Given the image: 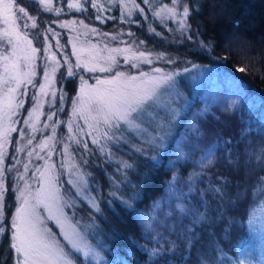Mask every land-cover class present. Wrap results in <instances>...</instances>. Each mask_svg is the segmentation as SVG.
<instances>
[{
	"label": "trees",
	"instance_id": "obj_1",
	"mask_svg": "<svg viewBox=\"0 0 264 264\" xmlns=\"http://www.w3.org/2000/svg\"><path fill=\"white\" fill-rule=\"evenodd\" d=\"M67 1L51 0L52 7H65ZM108 1L95 0L98 11L92 0H80L83 9L60 8L59 14L44 11L38 0L34 8L33 0L15 3L30 6L26 10L36 17L38 27H29L27 33L36 41L50 21L79 16L104 33L124 36L139 49L161 51L162 61H155L162 66L211 65L226 94L212 103L210 93L198 90L173 121L161 152L140 141L131 146L126 142L131 137L126 140V136L110 141L105 155L94 144L89 157L75 149L87 181L85 190L97 201V208L61 175L62 194L75 202L74 211L70 209L73 220L90 242L119 264H197L201 255L208 264H242L240 250L249 242L256 246L253 222L264 213V0H181L178 12L184 3L190 7L185 29L180 27V17L161 22L143 0L135 3L144 12L132 8L125 19L120 16L119 1ZM159 1L172 6L171 0ZM64 37L62 34L61 39ZM141 66L124 64L122 68L133 72ZM76 76L59 80L62 115L76 94ZM231 81L242 87L234 105L227 100ZM29 102L28 98L26 104ZM204 104L207 109L202 110ZM168 119L173 120L171 115ZM11 176L8 172L0 224L9 221L16 209ZM221 185H225L223 198L212 191ZM130 197L134 198L129 201L134 210H122L120 201ZM206 208L208 219L193 229L199 243L192 248L185 239L193 220L191 213L196 209L203 213ZM49 226L72 257L78 258L56 226L51 222ZM9 243L10 233L0 234V264L15 261ZM173 244L171 252L154 254V249Z\"/></svg>",
	"mask_w": 264,
	"mask_h": 264
},
{
	"label": "snow or ice",
	"instance_id": "obj_2",
	"mask_svg": "<svg viewBox=\"0 0 264 264\" xmlns=\"http://www.w3.org/2000/svg\"><path fill=\"white\" fill-rule=\"evenodd\" d=\"M143 2L149 5L151 9V0H143ZM180 2L181 0H171V7L165 4L159 11L153 9V15L160 19L161 22L169 19L176 20L179 16L180 27L181 29H185L188 27L186 21L189 17L190 7L188 3H184L182 12H178L177 5ZM36 3L37 0H33L31 7L34 8ZM38 3L44 11H55L57 14L61 11L59 8L53 9L51 0H38ZM131 3L133 8L139 9L140 13L144 12V9L140 8L135 3V0H131ZM92 6L100 11L95 0H92ZM28 7L30 6L27 4L25 6L16 4L15 0H0V20L5 25L3 29H0V220H3L4 217L3 196L5 184L3 177L5 172L15 171L17 181L24 182V186L17 190V199L20 203L16 207L11 219L6 223L0 224V234L10 233L9 247L15 252V264H81L78 259L74 262L73 259L69 258L70 254L65 252L59 241L51 239L50 230L43 227L44 220L37 211V209L43 206L48 212V219H55L63 227L61 218L54 213V207L59 200L58 184L56 176L52 173L55 165L49 164L53 152L56 151L55 144L60 142L56 139L55 128L56 124L61 123V121H53V116L56 115L55 112L49 114L47 121L44 122V128H48V122L52 121V135L44 137L39 144L27 152L29 158L35 156L38 160H43L45 165L43 169L41 166H36L35 171L31 175L32 180L37 184L34 192L30 189L29 182L26 179L29 172L28 163L23 164L24 171L20 172L16 165L21 161L17 156L13 155L12 159L16 161V164L4 166L5 157L8 155L7 145L13 140L11 134L19 132L21 140L26 139L27 141L26 145H22L20 141H16L19 145L16 147V153L24 152L26 148L32 146L36 138L33 134L40 131L36 127V123L39 122L38 118H33L43 105L42 97L48 95L49 92H51L52 96L56 95L52 77L60 67V62L56 60L55 55H49V46L44 48V58L51 63L44 65L43 82L35 79L37 75L35 59L39 49L33 46V42L28 38V33L25 30L29 28L28 21H31V28H37L38 22L35 16L29 15V12L26 10ZM82 7L83 5L79 2H70L68 4L69 9L76 8L77 10H81ZM125 8H127V4L122 3V18L124 16L123 9ZM127 15L130 16L131 11H128ZM97 19H101V17L97 16ZM18 22H23L22 28ZM72 23L75 22L65 21L60 24V27H66ZM81 24H83V21H81ZM92 31H95V29ZM46 32H52L53 38L57 36L51 28L47 29ZM47 39L48 37L45 36V40ZM140 43L143 44L144 42L140 41ZM57 45L61 47L59 40H57ZM73 50V54L75 55V45H73ZM109 51L121 53L127 52L128 48H115ZM157 58L163 59V56L160 55ZM106 62H110L108 66H101L98 69L102 73H111L113 67L118 64L113 55H109L106 58ZM144 62L150 64L151 59L147 58L143 51L133 52L131 57L127 55L124 57V63H130L132 68H138L139 64ZM64 63L69 65L68 76L74 75L73 67L66 55ZM76 67H81L78 55ZM84 68L86 71H97L96 66L88 68L87 64H85ZM174 75L173 73L161 74V69L155 68L152 70V73L141 71L138 75H129L122 71H116L114 75H110L105 79L97 78L95 85H89L87 88L82 87L80 96L73 100V116L85 121V126L88 129L86 134L91 137L93 144H100L101 140L106 142L118 141L122 139V136H116L115 133L117 131L122 132L125 129L143 132L144 130L141 128L143 123L146 121L150 123L156 122L158 113L155 115L153 113H155V109L158 106L159 90L163 85L174 86ZM81 79L83 80V78ZM37 84L39 88L31 97L33 107L27 110L28 116L23 118V125L25 127L17 129L15 126L17 121L14 117L18 115L20 109L25 107V100L18 97L27 96L28 86L31 85L35 89ZM60 101L61 103L63 102V96L60 97ZM72 123L73 121L70 119L68 122L70 135L67 139L79 144L80 141L76 139L75 135L71 134L76 131L72 128ZM27 129L31 130L29 134L31 138H28V135H26ZM77 130L81 134H84L83 128H79L78 126ZM196 131L199 132V128ZM50 141L52 142L51 144H49ZM69 147V144H64L63 155L66 159H70ZM83 147L87 150V143H84ZM105 147L106 144H100L102 152L105 150ZM36 148H39L42 152H46V157L37 152ZM139 150L137 149V151ZM261 180L264 181V177ZM224 186L221 185L212 189L213 193H218L223 198L225 195L223 191ZM132 199L134 198L130 197L129 200L120 201L122 210H134L132 203L129 202ZM112 211L115 213V208ZM55 212L62 213V210L55 208ZM207 212L208 209L206 208L203 213L199 212V209L191 213L193 220L191 227L186 229L185 239L192 248H195L196 244L199 243V240L196 239V232L193 229H195L197 223L207 221ZM65 239L71 242L69 236L65 235ZM72 246L78 252L84 251L75 244ZM174 247L175 245L173 244L168 248L160 247L153 251L154 254L163 256L166 251L171 252ZM217 251L220 250L217 249ZM88 254L87 251H84L85 256ZM197 264H208V260L201 255L197 258Z\"/></svg>",
	"mask_w": 264,
	"mask_h": 264
},
{
	"label": "rangeland",
	"instance_id": "obj_3",
	"mask_svg": "<svg viewBox=\"0 0 264 264\" xmlns=\"http://www.w3.org/2000/svg\"><path fill=\"white\" fill-rule=\"evenodd\" d=\"M117 1H119V11L121 12H122L121 4L122 3L127 4V8L123 9V13H124L123 19H125L126 17H128L127 16L128 11H130L133 8L132 3L130 0H117ZM70 2L72 3L79 2L81 4L80 0H68L67 3L65 4V7H67V9H69L68 4ZM107 3L108 4L114 3V0H110ZM151 5H152V10L154 9L159 11L165 4L160 2L159 0H151ZM65 7L59 5L56 8L63 9ZM71 9L77 10L76 8H71ZM120 16L122 17V14ZM65 21H74L75 23L69 24L66 27H60V24ZM81 21H83V24H81ZM18 23L21 24V28H22L23 22H18ZM28 23L30 27L31 21H28ZM4 27L5 25L2 23V20H0V29H3ZM49 28H51L52 31L57 34L55 38H53L52 32H46V30ZM93 29H95V31H92ZM42 30L43 31H41L42 32L41 37H38L39 39L38 41H36L33 36L30 37L28 35V38L31 39L33 42V46L39 49V51L36 53V59H35V70L37 73L35 79L37 81L43 82L44 65L46 63H51L49 61H46L44 58V48L46 46H49V55H55L56 60L60 62V67L52 77L54 80V88L56 89V95L52 96L51 92H49L48 95L42 97L43 105L39 110V112L36 113L33 118V119L38 118L39 122L36 123V127L40 129V131H37L36 133L33 134L36 138L34 139L32 146L26 148L24 152L16 153V147L19 146L16 143V141H20V144L22 145H26L27 141L26 139L21 140L19 132H13L11 134L13 140L12 142H9L7 145L8 155L5 157L4 166L7 167L12 164H16V161L12 159L13 155L17 156V158L21 161L19 164L16 165L17 169L20 172L24 171L23 164L28 163L29 172L26 179L29 182L30 189L34 192V190L37 187V184L34 180H32L31 175L35 171L36 166H41V168L43 169L45 165L43 160H38L35 156L29 158L27 152L32 150V148L35 147V145L39 144L44 137L52 135V127H51L52 121L48 122L49 124L48 128H44V122L47 121V116L49 114L55 112L56 115L53 116V121L55 120L61 121V123L56 124V128H55L56 139L57 141L60 142L55 144L56 151L53 152L49 164L55 165V167L52 169V173L53 175L56 176L57 184H58L59 200L57 201L54 207V213L55 215L61 218L63 227H61V225L58 224L55 219H48L47 210H45L44 207L41 206L39 209H37V211L41 214L44 220L43 227H46L50 230L51 239L59 241L55 232L49 226V222L53 223L56 226L57 230L59 231L60 235L63 237L64 241L78 257V258L72 257V255L63 247V245L59 241L60 245L64 248L65 252L70 254L69 258L73 259L74 262L76 259H78L81 262V264H119L117 263V261L112 260V258L105 255L85 236L84 231L76 224V222L72 218L71 210L73 209L74 211L75 202L73 203L72 202L73 200L72 201L66 200L61 191L62 186L59 181V177L61 175H64L69 183L71 181L70 184L73 186L76 193L82 198H84L90 204V206H92V208H97V201L93 198L91 194H88L85 190L87 181L81 169L79 168L75 157V149H78L77 151L82 153V155L85 154L89 157L90 147L93 143L91 137L86 134L88 132V129L85 126V121L76 116H73V100L80 96L82 87L87 88V86L89 85H95L97 78L105 79L110 75H114L116 71H122L129 75H138L139 72L141 71L152 73L153 69L159 68L161 69V74H167V73L175 74L173 77L174 86L163 85L159 90V98L157 101L158 106L155 109V113H153V115L158 113V117L155 123H150L147 121L143 123L141 125V128L144 130L143 132L138 130L129 131L125 129L122 132L117 131L115 133L116 136H122V139L126 136L125 137L126 140L127 138L133 137L134 140L130 138L133 142H131L130 139L126 141V142L129 141L128 143L131 146H136L135 142L139 143L140 141L142 142L143 145L145 144L154 147L155 152H157L158 150L159 152H161V149L165 147L166 144L165 140L170 137L174 122L177 120L178 115L182 113V108L185 106L186 101L195 98V95L198 90L204 89L205 95L210 93L209 94L211 97L210 102L212 103L220 101L218 100V98L226 93L223 92L222 86L216 80L214 70L211 65L193 63L188 66H184L182 68H173V67L169 68L168 66L165 65L162 66L159 64L160 62H156L157 60L162 61V59L157 58L158 56L162 55L161 51L155 52L152 50L139 49L137 47L138 46L137 44L135 43L133 44L132 42L125 41L124 36L120 35L121 37L120 36L118 37L114 34L104 33L100 31L98 27L86 22L79 16L62 18L60 20H52L50 21V24L47 23L45 26H43ZM62 34L65 35L64 37L65 41L61 39ZM45 36L48 37L47 40H45ZM113 37H115V39H113ZM57 40H59V45L61 47H58ZM73 45H75V52H76L75 55L73 54L74 51ZM115 48H120V49L128 48V51L121 53H112L109 51L110 49H115ZM140 51L145 52L146 57L151 59V63L150 64L147 62L140 63L139 65H144V66H141L138 71L130 72L127 69L124 70L122 68V65L125 64L124 57L126 55L131 57L133 52H140ZM65 55L68 57L69 63L73 67L74 75L75 73L77 75L76 77L78 79V86H77L76 94L74 95L71 101L70 107L67 109L66 114L62 115L63 110L61 111V109H63V102L61 103L60 97L63 96V89H62V85L59 84V80L61 81L62 76L69 77L68 76L69 65L64 63ZM77 55L80 57L81 67L79 68L76 67ZM109 55L115 56V59L118 62V64L113 67V71L111 73H102L98 69L101 66H105V67L108 66L110 62H106V58ZM120 61H123L122 64L120 63ZM85 64H87L88 68L96 66L97 71L96 72L86 71L84 68ZM81 78H83V80ZM228 85H229L230 93L227 96V100L231 105H234L237 102V97L242 93V87L237 85L234 81L229 82ZM38 88H39L38 84L35 89L31 85H29L28 95L23 97H18V98H23L25 100L26 108L25 110L24 108L20 109L18 115L14 117V119L17 121L15 125L17 129L25 127L23 125V118L28 116L27 110L33 107V101L31 100V97L37 92ZM28 98L30 100L29 105L26 104ZM206 107L207 106L204 104L202 110L207 109ZM169 115L172 116L173 119L172 121L168 119ZM70 119L73 121L72 128L76 130L71 134L76 136V139L80 141L79 144L69 141L67 139V137L70 135L68 128V122ZM78 126L79 128L84 129V134H81L77 130ZM129 132L131 133V135L127 137L126 133ZM30 133L31 130L27 129L26 135H28V138H31V135H29ZM51 143L52 142L50 141L49 144ZM65 143L70 145L68 149L70 153V159H66L63 155ZM84 143H87L88 145L87 150H85V148L83 147ZM109 143L110 141L107 142L104 140L100 141V144H106L105 150L103 152L100 150V144H94V145L102 154L105 155L109 153ZM179 146L180 145H178L177 150H179L182 155L183 151H181L182 149ZM35 150L37 152H40L41 155L46 157V152H42L39 148H36ZM7 173L8 172H5V175L3 177L5 188H6ZM10 173L12 175L11 178L13 179V188H14V195L16 200L15 204L17 207L20 203V201L17 199V190L24 186V182L17 181V175L15 171ZM55 208H60L62 210V213L55 212ZM253 224L256 226V232H257L256 246L254 247L252 243L249 242L245 247H243L240 250L239 256L242 264H264V213H261L257 217L256 221L253 222ZM65 235L70 237L71 242L65 239ZM73 244H75L78 248L87 251L89 254L85 256L84 251L78 252L76 248L72 246ZM255 258H257L258 260H256ZM12 264H15V261Z\"/></svg>",
	"mask_w": 264,
	"mask_h": 264
}]
</instances>
